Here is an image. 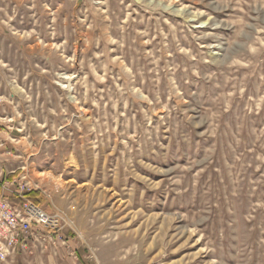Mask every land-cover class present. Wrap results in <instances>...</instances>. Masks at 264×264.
<instances>
[{
    "label": "rangeland",
    "instance_id": "374dc122",
    "mask_svg": "<svg viewBox=\"0 0 264 264\" xmlns=\"http://www.w3.org/2000/svg\"><path fill=\"white\" fill-rule=\"evenodd\" d=\"M78 2L0 0V182L67 223L2 264H264V0Z\"/></svg>",
    "mask_w": 264,
    "mask_h": 264
},
{
    "label": "built area",
    "instance_id": "2783aa9c",
    "mask_svg": "<svg viewBox=\"0 0 264 264\" xmlns=\"http://www.w3.org/2000/svg\"><path fill=\"white\" fill-rule=\"evenodd\" d=\"M0 185L2 189H11L18 198L15 204L0 197V264L7 262L18 247L27 248L41 232H47L50 240L67 242L63 237L67 223L62 224V215L48 213L40 203L28 197V193L37 191L38 187L27 175L8 178Z\"/></svg>",
    "mask_w": 264,
    "mask_h": 264
},
{
    "label": "trees",
    "instance_id": "16d2710c",
    "mask_svg": "<svg viewBox=\"0 0 264 264\" xmlns=\"http://www.w3.org/2000/svg\"><path fill=\"white\" fill-rule=\"evenodd\" d=\"M11 176L14 177V175H11ZM0 189H1V185H0ZM28 197L31 198L32 200H34L37 203L39 202L38 199H37L38 198L37 197V193H35V192H29L28 193Z\"/></svg>",
    "mask_w": 264,
    "mask_h": 264
},
{
    "label": "crops",
    "instance_id": "0c3cea01",
    "mask_svg": "<svg viewBox=\"0 0 264 264\" xmlns=\"http://www.w3.org/2000/svg\"><path fill=\"white\" fill-rule=\"evenodd\" d=\"M8 178L9 179H12V178H14V177H12L11 175L10 176H8ZM8 178H5L4 180H6V179H8ZM1 191H0V195L2 196L3 195V191H5L7 194H9V195H11L12 194V191H11V189H0Z\"/></svg>",
    "mask_w": 264,
    "mask_h": 264
},
{
    "label": "water",
    "instance_id": "95a60500",
    "mask_svg": "<svg viewBox=\"0 0 264 264\" xmlns=\"http://www.w3.org/2000/svg\"><path fill=\"white\" fill-rule=\"evenodd\" d=\"M80 3H81V0H79V2H78V4H77V6H78Z\"/></svg>",
    "mask_w": 264,
    "mask_h": 264
},
{
    "label": "bare ground",
    "instance_id": "6f19581e",
    "mask_svg": "<svg viewBox=\"0 0 264 264\" xmlns=\"http://www.w3.org/2000/svg\"><path fill=\"white\" fill-rule=\"evenodd\" d=\"M33 181V180H32Z\"/></svg>",
    "mask_w": 264,
    "mask_h": 264
}]
</instances>
